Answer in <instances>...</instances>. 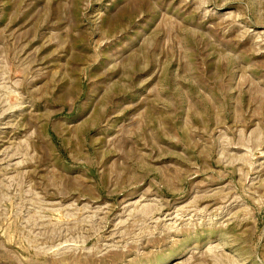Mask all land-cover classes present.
<instances>
[{
    "label": "rangeland",
    "instance_id": "obj_1",
    "mask_svg": "<svg viewBox=\"0 0 264 264\" xmlns=\"http://www.w3.org/2000/svg\"><path fill=\"white\" fill-rule=\"evenodd\" d=\"M0 264H264V0H0Z\"/></svg>",
    "mask_w": 264,
    "mask_h": 264
}]
</instances>
